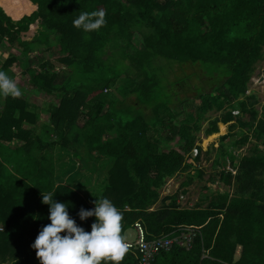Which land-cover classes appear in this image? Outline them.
<instances>
[{"label":"trees","instance_id":"obj_1","mask_svg":"<svg viewBox=\"0 0 264 264\" xmlns=\"http://www.w3.org/2000/svg\"><path fill=\"white\" fill-rule=\"evenodd\" d=\"M29 1L36 9L15 21L0 8V45L14 48L0 70L22 93L2 97L0 110V264H39L30 245L50 223L41 191L66 203L70 217L89 232L95 218L81 221L77 214L93 208L97 197L121 211L123 236L136 222L146 239L181 226L199 228L189 250L173 246L154 264H264V103L258 111L255 95L246 94L264 59V0ZM97 9L106 14L99 30L73 26L80 11ZM36 21L37 34L22 40L20 33ZM53 35L63 69L55 71L49 60L17 64V52L48 48ZM116 57L122 62L115 64ZM192 67L206 83L186 84L197 75L186 73ZM122 75L118 98L112 87ZM26 98L48 101L49 122L39 132ZM189 100L197 102L193 110H185ZM209 112L218 114L209 118ZM218 123L227 125V133L212 162L218 177L208 179L214 183L210 195L180 206L188 178L179 192L160 197L180 172L193 168L200 179L196 134L213 138ZM156 134L171 146L160 150ZM12 140L20 144L12 146ZM248 142L244 154L233 155L232 148ZM65 157L69 165L57 173L55 164ZM99 170L106 175L91 185L86 200L72 183L80 172ZM120 264H140L137 250L129 248Z\"/></svg>","mask_w":264,"mask_h":264},{"label":"clouds","instance_id":"obj_2","mask_svg":"<svg viewBox=\"0 0 264 264\" xmlns=\"http://www.w3.org/2000/svg\"><path fill=\"white\" fill-rule=\"evenodd\" d=\"M105 15L102 9L80 11L72 24L84 32L96 31L105 25ZM21 94L16 81L0 70V97ZM41 203L48 205L50 223L40 228L30 245L39 264H120L123 260L130 247L121 234L123 216L107 197H97L93 208H81L77 214L81 221L95 218L90 232L77 225L69 206L55 200L52 192L41 191Z\"/></svg>","mask_w":264,"mask_h":264},{"label":"rangeland","instance_id":"obj_3","mask_svg":"<svg viewBox=\"0 0 264 264\" xmlns=\"http://www.w3.org/2000/svg\"><path fill=\"white\" fill-rule=\"evenodd\" d=\"M28 1V0H27ZM0 8L3 10V12L9 16L12 20L17 19L19 17H21L24 14H27L29 12H31V10L27 13H23L21 15H19L18 17H13L9 15V9L12 8L13 6L17 5L16 3L12 2L11 0H0ZM4 7L8 10L4 11ZM33 9V8H32ZM39 29V24L36 21L34 24H31L28 28V30L26 32H22L20 33V37L22 40H26V41H30L33 36L35 34H37V31ZM144 34H147L148 31L146 29L142 30ZM50 42L52 43L50 47L45 48L43 45H39L34 47L33 49H31L28 52H17V56H18V65H24V67L29 66L28 63L31 62V66H35L38 65V61H42V60H49V63H51V65L54 67V70H60L63 69L64 66H61L60 64L57 63V58H58V54L55 52V47H54V43H55V37L53 35V37L50 38ZM7 44L6 41L2 42V44L0 45V65L1 63L5 60V58L7 56H9L12 52L14 51V48ZM113 54V51L112 53ZM116 61H118L119 63L122 62L120 59H118L117 57L115 58V64ZM126 65H129L128 61H125ZM22 67V66H21ZM117 68H120L119 66ZM129 69L132 71L133 68L129 67ZM197 73V75H193L189 80L186 81V84H190V85H197L200 86V83H206V81L202 80V77L199 75V72L196 71V68L192 67V68H187L186 69V73ZM198 76V77H197ZM128 77H132V74L129 73ZM126 76L122 75L117 82L115 83L114 87H112V89H114V93H116V97L118 98H122V94L120 91L116 90L117 87L119 85L124 84L123 79H125ZM199 78V79H198ZM199 82V83H198ZM208 85V84H206ZM107 93H112L111 89L107 90ZM254 94L256 97V103L254 104V107L260 111V106L264 103V59L262 61H260L257 65H256V69L253 72V75L251 76L249 83H248V87H247V92L246 94ZM189 106L185 108V110H193L194 106L197 105L196 101H192L189 100L188 102ZM106 108L103 109V111H105ZM218 113H213V112H209L207 113L205 116L212 118L215 115H217ZM245 119V118H244ZM221 123L217 124V135H215V137L213 138H209V136H204L202 131H199L196 135V144H198L201 148V153H200V158L198 161V166L196 167L197 171H201L202 175L200 177V179L196 176V174L193 172L195 171V169L191 168L190 171H183L180 172L179 174H177L176 176L172 177V179L167 182L166 181V190L169 189V191L171 193H174L175 191H178L180 188V184L182 183V181H186V179H191V182L188 184V186H185L183 189L185 190V193H181L179 192V195L183 196V199L181 200V203L179 204L180 206H191L192 204L201 201L200 199H202L204 196L206 195H210L211 191H213L214 189V183H209L208 179L213 178L214 180L217 181V169L212 165V162L216 156L217 153V149H218V145L221 142L220 137L225 135L227 133V125H223V132H221L219 130V125ZM79 125H81V121H79ZM202 127L205 128L206 127V121L204 120L202 122ZM234 131H236L237 133H242L243 130L240 128H235ZM156 138H157V143L159 145V149L160 150H164L167 149L171 146V143L166 140L165 138L162 137V134H156ZM56 139V138H55ZM223 143H225L226 147L228 148V139L226 141H224ZM12 145V144H11ZM249 148V143H246L242 148L238 149V148H232L233 151V155H241L244 154L247 149ZM59 150L55 149L54 151V157L56 158V153ZM194 154V152L192 153ZM67 155V154H65ZM69 157V155H67ZM63 161V162H62ZM104 160L101 159V161H97V163L95 162V165H98L100 163H102ZM68 164V159L67 157L63 158V160H59L56 162L55 164V170L56 172H60V171H64L65 167H67ZM99 167V165L97 166ZM81 176H77L74 179V182L72 183V187H74L79 194H81L86 200H89V198L91 197V192L92 190V184H96L98 182V180L102 179L106 174L103 170H99L97 172L93 171H87V172H80ZM98 175V176H97ZM86 177H91L90 179H87ZM173 180V182H172ZM77 184H82V186L80 188H78L76 185ZM164 187V186H163ZM204 187L207 188L204 189ZM163 188L160 190L159 194L161 195L163 193ZM206 202L202 201L201 204L202 206H204ZM158 205V203L156 204ZM155 205V206H156ZM154 206V207H155ZM125 239L127 240V242L133 243L136 240V233L135 230L133 228L127 229L125 234H124ZM236 255H238V251H236Z\"/></svg>","mask_w":264,"mask_h":264},{"label":"built area","instance_id":"obj_4","mask_svg":"<svg viewBox=\"0 0 264 264\" xmlns=\"http://www.w3.org/2000/svg\"><path fill=\"white\" fill-rule=\"evenodd\" d=\"M235 156H238L235 154ZM232 173H235L232 170ZM167 188V187H166ZM172 194L169 189L163 190L160 197ZM183 199L182 195L178 196L177 202L180 204ZM191 207V206H187ZM134 230L136 233V240L129 243V248H134L139 254L140 264H154L155 258L162 251H168L173 246L189 250L191 248L194 238L199 234V228L194 226L178 227L173 234L160 236L153 239H146L144 231L139 223H134Z\"/></svg>","mask_w":264,"mask_h":264},{"label":"crops","instance_id":"obj_5","mask_svg":"<svg viewBox=\"0 0 264 264\" xmlns=\"http://www.w3.org/2000/svg\"><path fill=\"white\" fill-rule=\"evenodd\" d=\"M28 2L31 3L29 0H28ZM32 8L30 9L31 12L36 9V5L33 4ZM4 9L8 10L5 7H4ZM29 11H26V12H23V13H27ZM31 12H29L27 14H24V15H29ZM18 19H20V17L17 18V19H14V21L18 20ZM7 74L9 75V73H7ZM12 78H13V76H12ZM47 106H48V101H46L45 99H40L38 102L36 100L32 99V98H26L25 99V110H27L30 113H36L37 114V116H36L37 118H36V122H35V130H36V132L40 131L42 125H46L49 122L50 114H49ZM1 108H2V97H0V110H1ZM105 108L107 109L106 106H105ZM80 121H81V124H82V119H80ZM249 141H253V140L249 139ZM248 143H249V146H250V142H248ZM11 144H12V146H17V145L20 144V142L17 141V140H12ZM96 163H97V161H96ZM96 166H98V165H96ZM171 179L172 178H170L167 182H169ZM172 182H173V180H172ZM163 190H166V184L164 185ZM194 204H192L191 206H193Z\"/></svg>","mask_w":264,"mask_h":264},{"label":"bare ground","instance_id":"obj_6","mask_svg":"<svg viewBox=\"0 0 264 264\" xmlns=\"http://www.w3.org/2000/svg\"><path fill=\"white\" fill-rule=\"evenodd\" d=\"M11 1L17 4L9 9V15L13 17H18L23 12L29 11L33 6V4L29 3L27 0H11ZM4 11L6 10L4 9Z\"/></svg>","mask_w":264,"mask_h":264}]
</instances>
